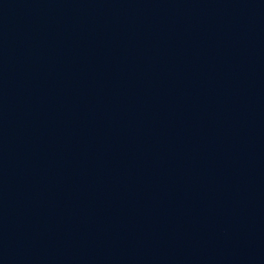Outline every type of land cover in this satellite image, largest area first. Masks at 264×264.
<instances>
[{
    "label": "water",
    "instance_id": "95a60500",
    "mask_svg": "<svg viewBox=\"0 0 264 264\" xmlns=\"http://www.w3.org/2000/svg\"><path fill=\"white\" fill-rule=\"evenodd\" d=\"M0 264H264V0H0Z\"/></svg>",
    "mask_w": 264,
    "mask_h": 264
}]
</instances>
